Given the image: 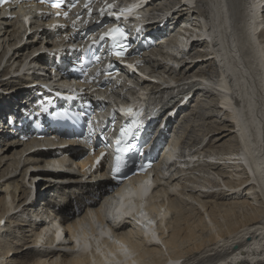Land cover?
I'll use <instances>...</instances> for the list:
<instances>
[{"label": "bare ground", "instance_id": "1", "mask_svg": "<svg viewBox=\"0 0 264 264\" xmlns=\"http://www.w3.org/2000/svg\"><path fill=\"white\" fill-rule=\"evenodd\" d=\"M152 3L144 12L151 32L148 36L154 43L148 46L149 52L134 55L135 63L148 74L149 80L130 74L132 82L155 94L164 92L162 84L187 86L188 103L198 91V96L208 99L199 110H210V117L216 119L223 113L216 121L220 127L207 130V134L212 132L215 136L203 142L204 147L193 154L190 152L194 148H190L189 161H180L175 174L172 170L178 162L173 163V159L181 140L188 136L185 134L191 123L189 117L182 115L179 123L183 130L173 132L168 144L165 141L174 119L173 110L176 118L181 115L180 110L185 112L183 109L189 107L188 103L180 108L183 101L177 102L172 111L165 112L149 129L142 147H148L145 152L150 159L160 153L157 162L162 170L158 172L160 178L154 179L157 185L146 202L150 205L148 211L160 220L141 217L142 226H137L130 219L124 223H110L105 219L109 214L118 220L128 215L134 197L126 192L122 209L118 199L107 194L111 183L104 178L102 166L99 172L89 176L84 164L67 160V154L75 152V148L30 153L33 143L57 145L54 137L23 142L0 130V264H264V0H152ZM72 19L79 24L76 16ZM21 29L14 21L0 19V120L22 108L28 93L54 90L51 77L57 81L59 74L52 76L56 63L71 64L79 58L68 36L60 37V32L54 31L48 37V31L42 28H32L33 35L17 48L28 31ZM165 43L170 46L164 48ZM119 45L127 46L119 61L124 65L129 62L134 46L127 42ZM172 47L175 52L171 51ZM163 48L167 53L162 54ZM178 54L182 56L178 58ZM187 55L190 59L185 60ZM177 73H180L178 77ZM152 79L159 84L152 83ZM201 79L211 82V87L201 88ZM57 83L73 88L65 75ZM111 87L121 89L116 84ZM68 88L63 87L64 93H70ZM196 109L195 106L192 112ZM177 133L180 134L177 136ZM191 140L195 144L198 139ZM77 143L72 141L69 145ZM219 144L226 145L224 152ZM207 147L212 150L200 159V152ZM178 157L185 158L181 154ZM195 157L197 161H193ZM200 160L204 170L213 175L206 180L203 176L206 184L217 191L224 190L223 197L236 201L226 203V207L212 205L202 198L213 193L217 196L215 191L207 194L198 190L196 184L192 187L187 183L191 189L185 183L180 184L183 173L189 174L188 171L195 169L196 174ZM52 161L73 173L53 175L45 171L46 164ZM97 177L102 178L97 181ZM195 178L192 183L196 182ZM40 181H46L44 188L57 187L61 192L55 198L42 199L37 206L36 200L30 199L32 196L43 198V187L37 183ZM27 184L34 185V190L27 188ZM173 193L179 197L172 199ZM182 205H190V212L200 214L201 218L189 225L191 213L187 216L189 211L184 212ZM137 214L144 215L145 210ZM223 214H238L237 219H245L244 225L236 231L234 228L235 232L227 238L217 230L216 217L221 218ZM130 218L134 219L131 214ZM186 230L191 234L188 239L183 237ZM205 233L211 243L206 238L203 240ZM10 236L20 247L7 244Z\"/></svg>", "mask_w": 264, "mask_h": 264}, {"label": "rangeland", "instance_id": "2", "mask_svg": "<svg viewBox=\"0 0 264 264\" xmlns=\"http://www.w3.org/2000/svg\"><path fill=\"white\" fill-rule=\"evenodd\" d=\"M167 1H169V0H167ZM167 9V8H166ZM171 27H174V26H171ZM174 33V32H173ZM173 35H175V33L173 34ZM167 37H168V35H167ZM166 37V38H167ZM170 38H172V35H171V37ZM179 43V42H178ZM180 44V43H179ZM165 45V47L164 48H167V46H170V45H168L167 43H165L164 44ZM172 45V44H171ZM182 46L183 45H180V47L182 48ZM164 48L162 49V54H164V53H167V52H164ZM158 49H160V48H158ZM173 50V47H172V49H171V51ZM173 52H175L174 50H173ZM161 54V55H162ZM160 55V56H161ZM157 57V58H160V59H162L161 57ZM182 55H180V54H178V58L179 57H181ZM177 58V59H178ZM188 59H190V57H188V55L187 56H185V60H188ZM178 71V70H177ZM2 72V71H1ZM179 72V71H178ZM1 74H3V73H1ZM180 73H177L176 75H177V77H178V75H179ZM175 75V76H176ZM166 76H168V75H166ZM213 82H215V80L213 81ZM212 84V83H211ZM23 87H28L27 85H25V86H23ZM151 89V88H150ZM2 91H4V92H7V91H5V89L4 90H2ZM197 93H198V91H196V93H195V95H194V99L193 100H191L189 103H188V105H189V107H187V108H185V109H183V110H185V112H181L180 114V116L178 115V117H176L175 118V115H174V119H172V124H171V129H170V132H169V134H168V138H166V141L165 142H169V141H171V138L173 137V132H178L179 130H180V132L183 130H181V125H180V118L182 117V115H185V117L186 118H188L189 117V120H190V125H189V129H188V131L186 132V134H185V136H187V137H185L183 140H181V143L178 145V147H180L179 149L177 148V150H176V157L173 159V163L174 162H178L177 163V167H175L173 170H172V173H175V174H177L178 173V171H179V169H178V166H180V164H179V162L180 161H185L186 159H187V161H189V158L187 157L190 153L191 154H193V153H195V152H197L198 150H201L204 146H203V142H205V141H207L208 139H210L211 140V136H215V135H212V132H210V133H208L207 134V130H208V128H210V127H212V129L213 130H216L215 128H219L220 127V125L218 124V123H216V121H218V119H220V118H222L223 117V113H221V114H219V118H213V117H210V116H212V114H209V112L211 113V111L210 110H199L200 109V107H202L203 105H206L207 104V102H208V99H206V98H204L203 96H198L197 95ZM205 100H206V102H205ZM198 103V104H197ZM187 105V104H186ZM196 106L197 107V109H196V112H192L193 110L192 109H194V107ZM193 107V108H192ZM186 111H188V112H186ZM198 112H200V114L198 113ZM185 113V114H184ZM189 113H191V114H193V115H189ZM205 113V114H204ZM209 115H208V114ZM198 115V116H197ZM197 117V118H196ZM204 119V120H203ZM188 120V121H189ZM213 122V123H212ZM212 123V124H211ZM212 125V126H211ZM209 126V127H208ZM213 127H215V128H213ZM180 128V129H179ZM204 128V129H203ZM180 133H177V136L179 135ZM215 134V133H214ZM192 136V138L190 137V136ZM203 135H207V136H204L203 137ZM202 137V138H201ZM193 138H196V139H198L196 142H195V144H194V142L191 140V139H193ZM189 140V141H188ZM201 140V141H200ZM183 141V142H182ZM201 143H200V142ZM168 142H167V144H168ZM186 142V143H185ZM188 142V143H187ZM198 142V143H197ZM192 143V144H191ZM211 143H212V141H211ZM166 144V143H165ZM188 144V145H187ZM190 144V145H189ZM185 145V146H184ZM183 146V147H182ZM193 146V147H192ZM196 146H197V148H196ZM219 147L221 146V151L222 150H224L225 149V146L226 145H223V144H219L218 145ZM218 146H217V149H218ZM189 147V148H188ZM223 147H224V149H223ZM148 147H145V149H147ZM190 148H194L193 150L192 149H190ZM216 149V147H215V150L214 151H216L217 150ZM219 149V150H220ZM189 150H192L189 154H188V151ZM208 150H212L211 148H209V147H207L206 149H204L202 152H200L201 153V157H200V159L202 158H204V156L206 155V151H208ZM187 153V154H185V153ZM222 152H224V151H222ZM226 152V151H225ZM179 154H181V155H183V156H185V158H182V160H181V158H179L178 157V155ZM204 154V155H203ZM209 158H215V157H213V156H211V157H209ZM216 159V158H215ZM205 160H208V158L207 159H205ZM193 161H197V157H195V159H193ZM192 161V162H193ZM215 161H217V160H215ZM199 163H200V166L198 167V168H196L197 170H196V174H195V169H194V171L192 172L191 170V172L190 171H188L187 173H189V174H185V173H183L182 175H181V177L179 178L180 179V184L182 185V186H184V183H185V185H188V184H192L193 186L192 187H197V189L198 190H202V191H207V194H210L208 191H215L216 192V194H217V196H215V193H213V194H210V195H208L207 197H204V198H202V200L203 201H205V202H208L209 204H211L212 203V205L213 204H215V205H217V204H220L221 206H223V207H226V206H228L227 204H229L230 202H233V201H236L235 199H229V197H226V196H224L223 197V195L225 194V192H224V190H221V191H217L215 188H213L212 187V185L211 184H206V182H205V180L208 178V177H212L213 175H212V173H210L209 171L207 172V171H205L204 170V167L202 166V160H200L199 161ZM213 163V162H212ZM172 165V164H171ZM183 166V165H182ZM198 166V165H197ZM190 168H192L191 167V165H190ZM189 168V169H190ZM182 170V169H181ZM210 174V175H209ZM189 175H192V176H189ZM178 176H180V175H178ZM187 176V177H186ZM197 176H199V177H197ZM203 176H204V178H205V180H204V178H203ZM190 177H192V178H190ZM196 177V178H195ZM20 178V177H19ZM18 178V179H19ZM184 178H185V180H184ZM188 178V179H187ZM190 178V179H189ZM194 178H195V180H196V182L195 183H192V182H194ZM199 178V179H198ZM178 179V180H179ZM192 179V180H191ZM183 182H182V181ZM199 180H200V182H199ZM32 181V180H31ZM204 183H203V182ZM191 182V183H190ZM202 182V183H201ZM38 184H39V186H40V188H42L43 187V185L44 184H46V181H40V182H37ZM48 183V182H47ZM188 183V184H187ZM208 183V182H207ZM194 184H196L195 186H194ZM28 185V184H27ZM190 185H188L189 186V188L191 189V186ZM200 185V187H198ZM36 186V185H35ZM32 187H34V185L32 186V185H28L27 186V188H32ZM203 187H205V188H203ZM59 191H58V190ZM57 190V191H56ZM201 191V192H202ZM61 192V190L59 189V188H57V187H53V188H42V190H41V193H44V195H42L43 196V198H41V197H39V198H37V203H36V205L38 206V205H40V202H41V200L42 199H50L51 197L52 198H55V196H56V194H57V196H58V193H60ZM40 193V194H41ZM223 193V194H222ZM174 195L173 196H171V198L172 199H175L176 197H179V194L177 195V193H173ZM215 196V197H214ZM222 196V197H221ZM164 201H165V199H164ZM223 202V203H222ZM227 203V204H226ZM148 204V203H147ZM188 206H189V208H188ZM185 205V207L182 205V208L184 209L183 211L185 212V211H189V212H187V216H189L188 214L189 213H191L190 212V210L189 209H191L190 208V205ZM192 213H194V214H192ZM191 214H190V220H189V225H191V224H193V222L192 221H195L194 223H196L200 218H201V216H200V214H196V212H192ZM196 214V215H195ZM193 215H195V216H193ZM199 215V216H198ZM229 215H231V216H229ZM170 216V215H169ZM194 218H193V217ZM238 214H235V216H234V214L232 215V214H223V216L220 218L219 216H217L216 217V221L218 222L219 221V223H217V230H218V233L219 234H221V236H223L224 238H227L226 236H229L230 234H233L236 230H237V227L239 228V227H241V226H243L244 225V221L243 220H245V219H243V217L241 218V219H237L238 217ZM229 217V218H228ZM231 217V218H230ZM237 217V218H236ZM27 218V216H25V217H23V219H26ZM29 218V217H28ZM197 218V219H196ZM233 218H234V220H233ZM196 219V220H195ZM230 219V220H229ZM238 221H236V220ZM28 220V219H27ZM31 220H33V223H35L34 221H35V218H33V219H31ZM233 222H232V221ZM242 220V221H241ZM222 221H223V223H222ZM234 221H236V222H234ZM240 221V222H239ZM230 222V223H229ZM191 223V224H190ZM224 224V227L222 226ZM219 225V226H218ZM238 225V226H237ZM236 226V227H235ZM222 227V228H221ZM235 228V229H234ZM235 231H234V230ZM188 230H186L185 232H184V234L186 235V232H187ZM225 231V232H224ZM188 234H187V236H185V235H183V237L185 238V239H188V236H190L191 234L189 233V232H187ZM202 237H203V240L205 239V240H207L208 242H209V237H208V234L206 235V233L205 234H203L202 235ZM14 241V242H13ZM16 240H13V236L11 237H8L7 239H6V242H7V244H9L10 245V247H20L19 245H16V242H15ZM214 242V240H212V243ZM209 243H211V241L209 242Z\"/></svg>", "mask_w": 264, "mask_h": 264}, {"label": "snow or ice", "instance_id": "3", "mask_svg": "<svg viewBox=\"0 0 264 264\" xmlns=\"http://www.w3.org/2000/svg\"><path fill=\"white\" fill-rule=\"evenodd\" d=\"M6 0H0V4L5 3ZM40 3L42 4H49L50 6L54 7V8H61L65 5L66 0H39ZM70 7L75 6L74 3L72 5H69ZM109 7H112L111 5ZM128 11H131V9H129ZM123 12V10H122ZM65 16H67V12H65ZM117 19H120V16L116 17ZM126 18V17H125ZM25 22H27V18L25 20ZM108 36L113 40V47L117 48L118 46V40L117 38L119 37L120 40L126 39V34L125 32L120 29V28H114L112 29L109 33ZM103 39V37H102ZM127 52V46L126 45H119V50L115 51V55L117 56V58H121L125 53ZM98 59V57H97ZM129 68H132V65L128 66ZM122 114L125 117H132L133 115H135L134 110L132 108H127V109H121ZM128 135V132L125 131L124 129H121L119 136L120 138H118L116 140V144L119 145L122 142V139ZM119 151V148L117 149ZM103 155V154H102ZM119 159V158H117Z\"/></svg>", "mask_w": 264, "mask_h": 264}]
</instances>
